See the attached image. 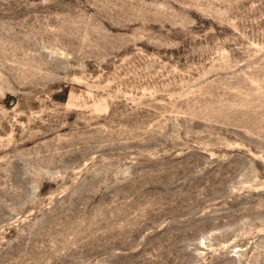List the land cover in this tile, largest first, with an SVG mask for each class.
I'll return each instance as SVG.
<instances>
[{
	"label": "rangeland",
	"instance_id": "obj_1",
	"mask_svg": "<svg viewBox=\"0 0 264 264\" xmlns=\"http://www.w3.org/2000/svg\"><path fill=\"white\" fill-rule=\"evenodd\" d=\"M0 264H264V0H0Z\"/></svg>",
	"mask_w": 264,
	"mask_h": 264
}]
</instances>
